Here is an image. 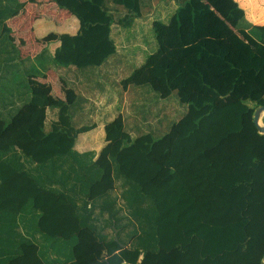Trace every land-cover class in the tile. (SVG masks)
Returning a JSON list of instances; mask_svg holds the SVG:
<instances>
[{"label": "trees", "instance_id": "obj_1", "mask_svg": "<svg viewBox=\"0 0 264 264\" xmlns=\"http://www.w3.org/2000/svg\"><path fill=\"white\" fill-rule=\"evenodd\" d=\"M174 1V14L146 33L155 51L139 66L121 62V84L175 104L157 107V127L136 135L119 114L99 149L79 150V135L95 127L88 99L78 92L49 111L27 75L95 72L118 54L116 13L131 26L144 1L113 0L112 10L110 0H61L78 32L61 33L53 55L19 61L7 20L25 3L0 0V118L37 106L0 137V264H15L25 244L38 246L33 264H264V132L254 122L264 106V26L236 0Z\"/></svg>", "mask_w": 264, "mask_h": 264}, {"label": "crops", "instance_id": "obj_2", "mask_svg": "<svg viewBox=\"0 0 264 264\" xmlns=\"http://www.w3.org/2000/svg\"><path fill=\"white\" fill-rule=\"evenodd\" d=\"M24 2L25 5L18 11H16L8 20L7 24L11 28L9 33L10 40L17 46L19 50V61L21 58L31 57L34 58L39 54L42 49L34 50L33 42L47 39L49 31L52 29L49 22L44 20V16L47 14L34 13L32 7H39L40 0L29 2L28 0H19ZM55 4V7H59L58 14L59 20L56 21L58 26L57 43L53 49H49V55H53L55 49L59 46V35L67 32L70 34H76L80 28L79 19L73 15L66 8L59 6L61 0H51ZM144 1L142 7L141 17L135 18L132 25L124 27L125 21L123 17L125 13H116L115 23L112 31V37L114 38L118 46V54L109 59L106 64L100 66L95 72L91 70L88 73L81 74L74 67L59 68L48 67L47 71L43 75L31 73L27 75V82L32 88L35 94H45L48 96L49 111H55L60 103H72L77 93L81 92L87 99V110L91 124L95 127L86 133L79 135L76 148L79 150L99 149L105 138V125L113 120L119 114H122L125 120L126 128L133 135L132 131L142 129L144 125V119L141 123L138 120H134L131 124L128 123L130 115L125 110H119L118 112L111 113L112 108L107 102L100 96V93L96 91L95 86L100 83H104L106 80H121L125 78L124 69L128 70L121 62L129 61L134 62L138 60V63L133 64L136 66L144 63L147 54L152 53L156 49L155 38L152 36L147 37V32L151 33L153 21L156 19L167 21L176 11L177 4L174 0H142ZM238 4L245 10L246 17L253 25L264 26V0H236ZM48 0L45 1L47 4ZM152 3V4H151ZM112 10L114 8L113 0H110L108 4ZM114 8V9H113ZM57 12V11H56ZM48 20V19H47ZM120 20L122 24H120ZM14 34V36L12 35ZM151 42L150 45L145 41ZM31 42V43H30ZM49 43H46L48 46ZM141 53V54H140ZM101 73L100 78L96 76L97 72ZM123 72V75L121 73ZM76 87H79L76 89ZM142 92V88H136L129 86L126 90H122L121 101L128 106L127 101L132 99L131 105L134 103L142 106L145 104L143 97L139 96ZM112 99V97H111ZM37 108L33 103L25 104L22 109L13 117L10 123H6L0 118V127L5 133H1L0 137H9L13 132L21 125L30 121L33 112ZM171 112V110H169ZM174 110H172V113ZM263 116L260 118V122L263 123ZM145 126V125H144ZM83 137V138H82ZM25 255L20 256L15 260V264H19L21 258L24 256L31 257V253L34 257L37 255L38 246L36 245H23ZM29 251V252H28ZM33 260L27 258V264H33ZM25 264V263H24ZM38 264L43 262L38 261Z\"/></svg>", "mask_w": 264, "mask_h": 264}, {"label": "rangeland", "instance_id": "obj_3", "mask_svg": "<svg viewBox=\"0 0 264 264\" xmlns=\"http://www.w3.org/2000/svg\"><path fill=\"white\" fill-rule=\"evenodd\" d=\"M46 0H40V6L39 7H32L31 9H33L34 13H39L40 15L42 14H47V17L44 16V20L49 22L50 27H52V29L49 31L48 36L46 37L47 39H43V40H39L41 36H39L38 41H32L33 44V49L34 50H49L50 48L53 49L54 45L57 43V34H58V26L56 21L59 20L60 16L58 14V9L59 7H55V4L52 3L51 0H48L47 4L45 3ZM152 4V3H151ZM57 11V12H56ZM48 19V20H47ZM10 39V38H9ZM31 43V42H30ZM46 43H49L48 46H46ZM141 54V53H140ZM132 64H136L138 63V60H135L134 62H131ZM133 69V68H132ZM131 72V70H130ZM121 75H123V72L121 73ZM10 82H12L13 84H17L18 82H20V77L17 75L16 79L10 80ZM144 88V86H143ZM122 84H121V80H106L103 83V88L99 87V89H96V91H98V93H100V96L107 102V104H109L112 108V111L110 114L118 112L119 110H125L128 115H130V117L128 118V123L132 125V123L134 122V120H138L139 123H141V120L144 119V125L141 126L140 128H142L141 130L143 131H149L150 129H153L155 127H157V123L160 121V115L157 114V107H158V111L159 110H163L165 111V108L168 107L169 103H171V105L175 104L176 101H172V102H160L159 101H155L153 100L152 96L149 95L147 97L143 96L142 93H139V96L143 97V101H146V105H142V106H138L139 104L134 103L133 105H131L132 99H129V101H127L128 106H125V104L121 101V97H122ZM112 97V99H111ZM145 99V100H144ZM166 103V105H165ZM177 109L179 110V107H177ZM178 116V111L176 113V117ZM136 130L132 131L133 135H136L137 133L135 132ZM161 135V134H159ZM158 135V136H159ZM83 138V137H82ZM120 183L117 184L116 190H115V194H119L121 192V187L119 185ZM29 252V251H28ZM27 256H24V258H21L19 261V264H27Z\"/></svg>", "mask_w": 264, "mask_h": 264}, {"label": "water", "instance_id": "obj_4", "mask_svg": "<svg viewBox=\"0 0 264 264\" xmlns=\"http://www.w3.org/2000/svg\"><path fill=\"white\" fill-rule=\"evenodd\" d=\"M262 115H264V106H259L254 112V122H255L257 128L261 132H264V123L260 122V118Z\"/></svg>", "mask_w": 264, "mask_h": 264}]
</instances>
